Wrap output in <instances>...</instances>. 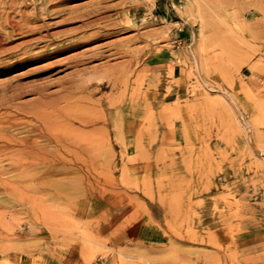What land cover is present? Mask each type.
Listing matches in <instances>:
<instances>
[{"label":"rangeland","instance_id":"374dc122","mask_svg":"<svg viewBox=\"0 0 264 264\" xmlns=\"http://www.w3.org/2000/svg\"><path fill=\"white\" fill-rule=\"evenodd\" d=\"M46 13L33 23L54 34L15 54L50 57L0 82L49 85L44 118L68 147L49 146L66 164L0 169V264H264V0Z\"/></svg>","mask_w":264,"mask_h":264},{"label":"bare ground","instance_id":"6f19581e","mask_svg":"<svg viewBox=\"0 0 264 264\" xmlns=\"http://www.w3.org/2000/svg\"><path fill=\"white\" fill-rule=\"evenodd\" d=\"M65 1L67 0H0V59L2 58L3 55L7 53L11 54L10 56L11 58L0 61V74L9 72L17 68H25L39 59L43 60L50 57L51 52L50 53L46 52L39 55H34L35 53L30 54L28 52V54L23 57L17 56L15 52L27 45H30L36 39L46 38L54 34V32H48V31L43 33L41 30L42 29L41 24L39 23L41 28L40 29L39 27H36L33 22L44 20L43 18L46 17L45 15L47 14L46 12L48 10V6H55ZM47 4L48 6H46ZM28 6H32V9H34L35 11L39 9L41 12L40 13L34 12V14H28L27 10L25 11V8L26 7L28 8ZM12 12L15 14L18 13L19 17L16 18L17 16H15V14H12ZM62 20L63 19H61V21ZM23 24L25 26H28V28L30 27L29 30L24 31L21 28ZM5 25L10 27L12 31H14L17 34L24 33L23 35L25 38L21 41L18 40L19 42H15L13 38L10 39L7 38L5 35L6 33L2 32L4 30L6 31V29H3ZM23 53L26 54L27 50H24ZM76 64L78 63L76 62ZM45 69L48 68H45V66L43 68H38V69L28 68L24 72H22V76H27L28 78V76L31 75L32 73L38 71H44ZM15 75L0 82V169L1 170L10 169L12 171L17 172L21 168L25 169V168L37 167L38 165H46L50 167L56 163H61V165L66 164L65 159L55 156L54 154L55 150H53L49 146L51 145L52 142H56L55 145L57 147L55 146V148L57 150L61 148L65 149L64 148L65 144L62 143L61 140L55 138V136L57 137V135H55V133L49 129L48 126L49 124L44 118L46 116L47 117L50 116V112H48L47 109L50 107L53 108L52 107L53 104L51 106L49 100H47V98L49 97V93H47L46 90L49 87V85H45L44 83L38 84L36 82L35 83L34 82L22 83L18 81L15 82L16 79L18 80L20 78V77L18 78V76ZM75 77L76 76H74L73 78L75 79ZM72 81L75 82V80ZM84 85L86 86V84ZM80 88L84 89L85 87H83L82 85ZM74 92L75 91H73V93ZM26 94H37L38 99L33 100V98L32 99L29 98L26 100L19 101V99ZM51 108L50 110L52 111ZM55 108L56 107L54 105V109ZM46 113L49 114L46 115ZM21 126L22 127L28 126V128L24 130L16 131V129H19ZM49 131H51V133H49ZM52 132L54 133L55 136L52 135ZM41 138L43 139L44 142H41L42 141L40 140ZM77 155L78 156L76 157V153H75V158L72 159V164L81 168L90 169L92 162H89V160L86 158L81 159L82 154L80 155L81 158H79V154ZM16 180H17V175L13 177L12 181L16 182Z\"/></svg>","mask_w":264,"mask_h":264}]
</instances>
